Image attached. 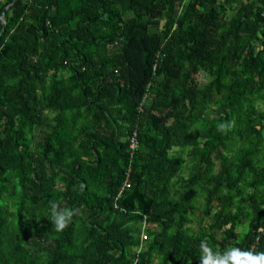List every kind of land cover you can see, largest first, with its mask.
<instances>
[{
	"label": "trees",
	"instance_id": "1",
	"mask_svg": "<svg viewBox=\"0 0 264 264\" xmlns=\"http://www.w3.org/2000/svg\"><path fill=\"white\" fill-rule=\"evenodd\" d=\"M50 200L83 215L58 233ZM202 240L264 251V0H0V264Z\"/></svg>",
	"mask_w": 264,
	"mask_h": 264
},
{
	"label": "clouds",
	"instance_id": "2",
	"mask_svg": "<svg viewBox=\"0 0 264 264\" xmlns=\"http://www.w3.org/2000/svg\"><path fill=\"white\" fill-rule=\"evenodd\" d=\"M234 124V121H221L217 124V131L226 134L234 127ZM48 206V219L53 225L54 231L58 233L68 228L72 224L74 217L83 215V209L79 206H62L61 203L55 200H50ZM199 250V264H264V251H256L253 248L242 249L230 245L220 251L218 249L214 250L207 240H202Z\"/></svg>",
	"mask_w": 264,
	"mask_h": 264
},
{
	"label": "built area",
	"instance_id": "3",
	"mask_svg": "<svg viewBox=\"0 0 264 264\" xmlns=\"http://www.w3.org/2000/svg\"><path fill=\"white\" fill-rule=\"evenodd\" d=\"M137 143H138L137 139H134L132 145L135 147Z\"/></svg>",
	"mask_w": 264,
	"mask_h": 264
},
{
	"label": "water",
	"instance_id": "4",
	"mask_svg": "<svg viewBox=\"0 0 264 264\" xmlns=\"http://www.w3.org/2000/svg\"><path fill=\"white\" fill-rule=\"evenodd\" d=\"M7 9H8V7L5 9L4 13L6 12ZM4 13H3V15H4ZM3 15L1 16V18H3ZM3 23L5 24V22H3Z\"/></svg>",
	"mask_w": 264,
	"mask_h": 264
}]
</instances>
